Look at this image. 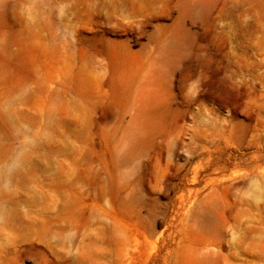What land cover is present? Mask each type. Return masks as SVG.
Segmentation results:
<instances>
[{"label":"rangeland","instance_id":"obj_1","mask_svg":"<svg viewBox=\"0 0 264 264\" xmlns=\"http://www.w3.org/2000/svg\"><path fill=\"white\" fill-rule=\"evenodd\" d=\"M0 264H264V0H0Z\"/></svg>","mask_w":264,"mask_h":264}]
</instances>
